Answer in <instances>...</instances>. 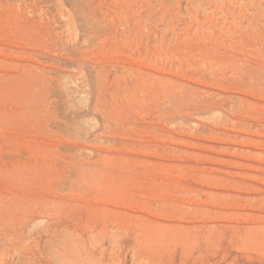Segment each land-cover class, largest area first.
Here are the masks:
<instances>
[{"label":"rangeland","instance_id":"obj_1","mask_svg":"<svg viewBox=\"0 0 264 264\" xmlns=\"http://www.w3.org/2000/svg\"><path fill=\"white\" fill-rule=\"evenodd\" d=\"M0 220L21 264H264V0H0Z\"/></svg>","mask_w":264,"mask_h":264},{"label":"bare ground","instance_id":"obj_2","mask_svg":"<svg viewBox=\"0 0 264 264\" xmlns=\"http://www.w3.org/2000/svg\"><path fill=\"white\" fill-rule=\"evenodd\" d=\"M134 15L136 16L134 18L137 22L139 15L137 13H134ZM97 84L99 85L98 80ZM106 102L104 99V103ZM23 251H25L23 244L17 242L13 235V223L11 221L6 222L0 220V264H21L23 261L21 260ZM16 258L18 261H15ZM63 262L64 264H84L81 258L75 255L71 256V258H64ZM86 264H90V262L88 261Z\"/></svg>","mask_w":264,"mask_h":264}]
</instances>
